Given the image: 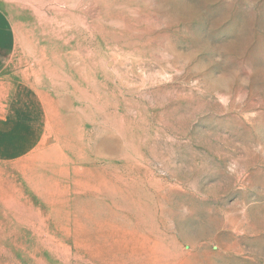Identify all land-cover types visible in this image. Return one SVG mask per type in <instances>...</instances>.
<instances>
[{"label": "rangeland", "instance_id": "1", "mask_svg": "<svg viewBox=\"0 0 264 264\" xmlns=\"http://www.w3.org/2000/svg\"><path fill=\"white\" fill-rule=\"evenodd\" d=\"M0 7V264H264V0Z\"/></svg>", "mask_w": 264, "mask_h": 264}, {"label": "crops", "instance_id": "2", "mask_svg": "<svg viewBox=\"0 0 264 264\" xmlns=\"http://www.w3.org/2000/svg\"><path fill=\"white\" fill-rule=\"evenodd\" d=\"M14 39L15 36L12 23L4 10L0 7V98H5V94L9 91L7 87L11 88V86H9L11 82L8 81L9 78H7L8 75L4 73L6 64L4 55L13 47Z\"/></svg>", "mask_w": 264, "mask_h": 264}]
</instances>
